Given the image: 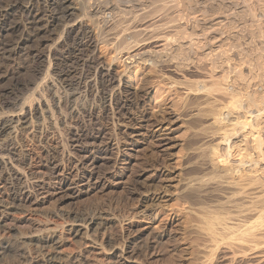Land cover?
<instances>
[{
    "label": "bare ground",
    "instance_id": "1",
    "mask_svg": "<svg viewBox=\"0 0 264 264\" xmlns=\"http://www.w3.org/2000/svg\"><path fill=\"white\" fill-rule=\"evenodd\" d=\"M12 1L13 3L4 4L0 0V34L5 32L17 36L15 37L17 42L13 46L11 45L12 49H9V58L11 55L16 57L19 53L25 51V55L29 57L28 59H33L34 64L37 62L47 67V70L44 71L48 75V78L46 77L48 80H45L46 82L41 84L38 90L37 94L40 97L38 98L41 101L36 104L31 103L28 108L22 107L21 112L20 110L18 112L13 111L11 114L3 112L6 116L2 115L1 117L0 115V180L12 190L11 207L0 203V256L6 253V246L11 242V240L10 242L7 240L9 238L13 239L14 237L11 238L13 235L20 237L21 248H18L20 246L16 247L15 251L18 254L14 260V256L11 257L12 263L9 264H154L158 251L154 253L152 249L154 250L163 240H171L173 228L179 224H177L179 221H175L176 219L173 223L170 222L173 228L167 227L163 233L161 232L162 234H160V230L159 236L157 233V236L147 235V237L143 230L138 227L137 219L140 218V215L137 211L136 214L135 212L123 213L114 210L115 213L112 214L106 211H98L99 208L95 211L91 210V213H83V210H73L74 208L70 209L72 207H70L69 202L85 199L84 197L90 195L93 191L105 188L103 186H105L104 182L107 180L115 183L122 179L126 172L125 169L131 164V152L123 149L122 140L119 142L117 138L115 139V136L116 129H118L116 125L118 126L119 122L125 124L123 126L128 132V126L131 123L134 125V123L142 121L146 117V112L140 110L144 95H148L143 94L145 83L141 85L139 81L141 86L136 85L129 71V68L131 66L134 68L135 65L139 68L140 66L141 68L142 66L147 67L153 75L159 74L158 76L167 83L170 89L175 90V88L178 89L177 87L184 89L185 92L183 91V93L185 95L182 93V96H186V93H198L199 96L203 94L200 99L205 97V100L201 103L198 96L200 102L198 104L195 97L197 95H194L195 98L192 97L193 100L191 99L192 101L197 100L196 104L195 102H188L187 99V102H185V98L189 97L188 95L184 98L180 96V100L176 97L180 102L184 99L185 104L191 103V107L196 105L194 109L190 108V111L189 104H187L188 107L182 108L183 102L181 104L175 98V102L178 101L175 105L181 104L179 106L182 108L181 111L178 110V113H176L175 111L178 108L174 105L171 108L170 103L167 102L169 100L162 99L166 93V96H168V92L171 95L172 90H170L171 93L164 90V95L159 92L162 96H159V94L157 96L158 98L162 97V100L160 99L162 108L158 109L161 114L159 111L160 115L158 113L156 115H158V118L162 116L163 121L167 120L172 124L173 122H170L171 117L173 113H176V117L183 119L181 122L184 121V124L186 122L184 127L187 124L188 128L191 127V131H188L189 137L197 138L196 141L200 140L198 137H203L207 138L210 143H217L216 146L222 157L221 168L234 169L228 170L227 174L217 181V185L220 184L219 187L224 186L227 192L229 191L226 193L230 205L221 208V211L206 209L210 211L200 216L201 220L199 219L200 224L197 223L198 225L194 226L190 222L194 226L191 230L196 238V241L194 237L192 238L195 242V245H193L195 248H192L208 251L205 257L202 255L203 257L197 258L198 260L195 259L198 262L194 260V263L215 264L217 261L221 263L220 258L218 259L221 255L224 257L223 261L231 262V264L232 262L234 264H264V17L261 16L263 11L258 6L259 1L258 3L256 1L247 3L246 0H95L93 3L90 2L92 0ZM140 7H145L142 11H146V16L149 13V16L146 17L148 19L151 14L152 17H155L153 14H156V17L159 18L160 14L158 13L160 12L161 20L155 19L158 22L162 21L161 27L167 26L168 29L166 27L165 30H160L157 27L158 29L150 30L153 26H157L155 24H158L154 22L156 20H150L154 19L151 17L149 19L150 22L152 21L150 26H148L149 21L147 19L148 24L144 27L146 29L150 27L149 30L147 29V31H150L148 32L150 36L147 38L142 37L141 34L143 33L140 30L141 33L134 34L135 39L133 42L135 43L128 42L126 47L121 42V38L116 36L119 39H115L113 34L116 35V31L123 28L121 19L123 18L124 21L125 16H133L134 18L130 17V19H134L133 22L135 23L143 21L141 17L145 15L141 14V17L135 15V11ZM233 9L235 12L229 14V11ZM225 13L229 14V17ZM15 18L19 20H15L7 26H2L10 19ZM87 20H90L91 23L86 22ZM237 23L243 25L242 29L237 30L240 25L238 24L235 30L234 24ZM174 24L177 26L175 31L169 26H174ZM126 25L124 23V26ZM57 27L60 28L59 32H57ZM128 27L129 30L132 28L130 25L125 28L128 30ZM144 28L141 29L144 30ZM124 31L122 30L123 33ZM109 32L113 33L110 34ZM132 33L131 31L130 34L132 35ZM148 33L147 35H149ZM243 33L249 35L251 39V42H248L250 44L249 49L242 50L241 48V51H237L242 45L239 44L240 42H247V37L244 38L246 40H243L241 36L240 40L242 41L238 43L240 46L235 44V47L238 46V48L234 49L237 50L230 53L232 48L230 45L234 47L233 44H230L232 41L229 42L230 38L233 39ZM109 34L114 36L113 39L110 37L112 42L115 39L114 44L111 43ZM245 34L244 36H247ZM57 36L58 39H56ZM69 36L74 37L76 51L78 52L73 58L79 61L86 71L81 70L78 72L77 69L60 71L54 67L53 62L58 61V50L62 45V40ZM120 37L124 39L123 35ZM233 40L235 43L239 41L237 39ZM6 42L8 41L6 40ZM248 43L247 45H249ZM123 46L122 50H126L125 53L121 51ZM167 49L171 51L168 53L166 52ZM101 50L112 53L117 50L116 55L120 51V55L121 53L126 54L125 60L121 61L126 63L125 69L121 71L123 68H119V70L121 69L119 71L118 68H115V62L117 59L120 61L122 55L119 59L115 53H110L111 56L107 57H113L109 60L101 54ZM84 52L87 55H84ZM175 59L181 62L175 61ZM182 60H187V64L184 65L186 61L183 63ZM35 65L37 66V64ZM15 72L16 69L13 68L8 75L13 77ZM136 72H138V69ZM152 74L151 76H149L150 74L147 75L153 78ZM134 75H136L135 72ZM147 75L142 76L146 78ZM1 77L2 75H0ZM70 77L76 79L74 84L77 88L74 89L76 92L74 91L69 95L73 98V100L69 99L73 107L71 106L72 109L66 110L65 106L69 103L66 98L68 92H66V97L62 96L60 88L70 89L71 85H67ZM151 78H148V80L150 81ZM152 80L154 81L155 78ZM159 81L157 79L154 83L157 84ZM147 82L146 84H148ZM149 83L153 85V83ZM146 87L148 88V85ZM157 89L159 91V88ZM174 90L173 92H175ZM154 92L156 96L157 91L154 90ZM175 95L173 94V96ZM152 96L153 94L150 95V97ZM123 97L128 101H123ZM50 99L54 104L51 103ZM82 100L94 104L100 102L101 105L99 108L95 106L98 108L97 111L94 105L82 107L80 105ZM155 100L157 102V98ZM155 100H153V104H149L154 106ZM147 101L149 102V99ZM69 110H71L70 113H67ZM57 111L61 117L56 116ZM85 113L91 119L93 118L92 123L96 120L94 125L96 131L95 128H91L92 125L84 132L81 130L80 123L76 128L68 125L70 118L77 119ZM47 115L51 116L53 127L62 132V145L60 144L61 148L56 152L54 150V154L51 152L56 147L51 149L47 145L44 146L46 148V158L42 166L44 170L28 172V170L21 167L25 162V158L22 159L20 153L16 154L18 151L16 146L17 137L20 131L28 130L32 126L34 119H46ZM101 115L112 117L113 128L109 129L106 125L99 123ZM199 118L201 123H195L194 125L193 123ZM61 120L64 127L62 129L59 128ZM162 120L160 122L156 120L161 128L154 131L153 135L150 134L151 141L155 139L154 141H158V144L160 140L163 142L174 140L171 138L174 136L170 137V134H172L169 133L170 127L167 129L169 132L164 130ZM195 126H198V128ZM37 127H35L36 130ZM43 129L42 127L40 132L42 136L47 131ZM45 129L47 128L45 127ZM121 131L119 130V132ZM185 131L187 132V128H185ZM122 134L124 135V133ZM129 134L131 138L129 139V136L125 138L128 139L127 142L131 140L130 142H132L134 148L138 147L140 141L144 140V133L141 131L135 130L129 132ZM146 135L148 136V134ZM43 139L44 136L41 140L43 141ZM125 146L128 145L125 143ZM188 189L193 191L195 188L189 186ZM149 191L145 192L148 193ZM156 196H152L151 200L157 198ZM146 198H149V195ZM66 203L69 204L70 208L68 209L70 210L66 209L68 206L65 207ZM202 209L205 210L204 207ZM190 213L193 214L191 211ZM18 221L24 223V230H21L24 225L18 227ZM112 226L116 227V229L112 228V231L113 229L117 230L116 238L109 235L111 231L108 232V229L111 230L110 227ZM143 235L147 238H143ZM21 239L23 240L21 241ZM14 241L16 240L14 239ZM173 243L176 244V242H172L171 246ZM174 247L175 245L171 248ZM162 248L165 247L162 246ZM163 249H160V251H163ZM171 251L175 250L171 249ZM198 252L194 254H198ZM194 254L190 253L193 257L188 254L189 258L199 257V255L194 257ZM178 256L179 258L181 256L182 259V253H179V251ZM190 262H193V260ZM227 262H224V264H229Z\"/></svg>",
    "mask_w": 264,
    "mask_h": 264
},
{
    "label": "rangeland",
    "instance_id": "2",
    "mask_svg": "<svg viewBox=\"0 0 264 264\" xmlns=\"http://www.w3.org/2000/svg\"><path fill=\"white\" fill-rule=\"evenodd\" d=\"M2 1L4 2V4H6V3H9V4L10 3H13L12 0H2ZM246 1H247V3H250L252 1L253 2L256 1L258 3V1H259V3H258L259 5L257 3L256 4L258 6H260L261 10L263 11L262 12L263 15H261V16H262V18L264 17V0H246ZM90 2L93 3V2H95V0H92ZM144 8L145 7H140L141 10L138 8L137 9L138 11L137 10L135 11V15H139V17L142 16L141 14L145 15V16H142L141 17V19H143V21L142 20L141 21L135 20V21H137L135 23V22H133L134 19H132V20L130 19L131 16H128V17L125 16L126 19H124V21H123V18L121 19V22H123V24L121 23L122 24L121 26L123 28L122 29H119L120 32L117 30L116 31V35H115V33L113 34L115 37L113 35H110L113 32H111V33L109 32L110 33L109 34L110 35L109 38L112 37V39H113V37H114L115 39H117L119 37V38H121L122 41L121 40L120 41L123 43V45L125 44L124 46L127 47L128 46L127 45L128 42L129 43L131 42V44L132 43H135L133 41L135 39V37H134L135 35L134 34H136V33H141V31H142V33H143V34H141L142 37L145 36L144 38H147L148 36H150V33H148L150 31H147V29L149 30L150 27L147 28V29L144 28V27H146L148 23H149L148 26H150V23H152V21H154L156 19L158 21L161 20V17L162 16H160L161 15L160 12L158 13V14H160L159 15V18L156 17V14H153L155 17H152V14H151L150 16L152 18H154V19H150L151 17H149V19L152 20L150 22V20L148 18H146V17L149 16V13L147 12L148 13V16H146L147 15L145 13L146 11L145 10L142 11V9H144ZM139 10H140V12H139ZM172 10H175V9H172ZM232 11H229V14L230 13L233 14L235 12V10L233 12ZM227 13H225V14L228 15V17H229V14H227ZM143 17L146 18V19H144ZM127 18L130 19V20H128ZM131 18H134V17L132 16ZM147 19H148L149 22L146 21ZM15 20H19V19L18 18L10 19L5 25H2V26L3 27L4 26H7L9 23L14 22ZM138 20H140V19H138ZM125 21L126 22L130 21V22L126 23ZM156 21H154V22L155 23H158L159 26H158V24H155L153 22L157 26H155V27L153 26L150 30L156 29L157 27H159L160 30H162V29L165 30V28L167 26H164V27L162 26L161 27V25L163 24L162 21L161 22H158V21L156 22ZM86 22L91 23L90 20H87ZM124 23H125V25L126 24L128 26L130 25L132 28L129 30V27H128V30H127L125 28L127 25L124 26ZM144 23H146V24H144ZM238 24H240V23L234 24V26L236 27V28L234 27L235 30L237 29V25ZM240 25H241V27H240ZM240 25L238 26V29L237 30H239L240 28L242 29L243 25L242 24H240ZM169 26L171 27L172 30L174 29L173 31H175L176 28H177L176 24H174V26L173 25H169ZM124 28H125V31L127 30L126 32L124 31ZM134 28H136L135 29V32H134ZM141 28H144L145 31L143 29H141ZM56 29H57V32L60 31V28L59 27H57ZM166 29H168V27ZM122 30L126 34L125 36H124V33L122 32ZM138 30L139 31L141 30V31L139 32ZM131 31L133 32L132 35L130 34ZM127 32L130 35H128ZM145 32H146V34H144ZM120 33H123V34H120ZM147 33L149 35H147ZM7 34H9V33L3 32L2 34H0V39H1V43H0L1 44L0 45V75H2V77L0 78V107L2 105H3L2 108L5 107L3 109L0 108V115H1V117H2V115H4L3 112H5V114L6 113L7 114H11L13 111L14 112H18L19 110L21 112L22 107L23 108H28V107H30L31 103L36 104L38 101H41L39 99L40 98L39 97V94H37V93H38L39 88L41 87L40 85L43 84V83H45L48 80V79H46V77L48 78V75L45 72L47 70V67L46 66L44 67V66L38 64L37 62L35 63V64H37V66H36L34 64V62H32L33 59L30 60L31 58L28 59L29 57H27L25 55V51H24V53H23V51L21 53H19L16 56L17 58L14 57V56H12V55L10 56V58L12 57L13 59L11 58L12 59L11 60L9 58V55H10L9 54V52H10L9 49H12V46L15 44V42H17V40L15 38L17 36H16V34H15V36H13L10 33L9 35L12 36V37H10ZM244 34L245 33H243L242 35H239V36H235L236 38L235 37L234 38L232 37L233 39L239 40V41H236L237 43L233 42L234 40L230 38L229 42L232 41L230 44H233L234 45V47L232 45H230L232 48L229 46L232 49V50L230 49V53H232L234 50H237V49H234V48H238V46L235 47V44L236 45H239V44L241 45L242 44L241 46L239 45L240 47H239V49L237 51H241L240 50L241 48H242V50L249 49V46H250L249 43L251 42V39H250L249 35L245 34L247 36H244ZM119 35L120 36L123 35L124 39L122 37H120ZM127 35L129 37L130 36H132V37H130V39H129V37ZM225 35H227V34H225ZM116 36H118V37H116ZM241 36H242L243 40H246L244 38L247 37V42L246 41L244 42V41L240 40L241 39ZM238 37H239V39H238ZM56 39H58V36L56 37ZM73 39H74L73 36H69V37H65L62 40V45H61L60 49L58 50V61L53 62L54 67H56L60 71L76 70L77 69L76 71L80 72L81 70H84L83 67L81 66V63L79 61H77V60H74V58H73L74 55H76L78 53L76 51V42H74L75 39L74 40ZM112 39H111V43L114 44L115 43V39H114L113 42H112ZM6 40L8 42H6ZM10 41H12V42H10ZM240 41H242L244 43H242ZM4 42H6L7 44L4 43ZM255 42L256 43H259L258 41H255ZM247 43L249 45H247ZM4 44H6V45H4ZM124 46L121 47V51H123V53H125V51H126L124 49L122 50V48H124ZM246 46H248V47L246 48ZM167 48H169V47H167ZM117 50H116V52L119 51V50L118 51ZM167 50H166V52H168V53H169V51H171V50H168V51ZM114 51H113V53L107 51L108 54H109L108 55L105 50H101V54L105 58L111 60L113 56L112 57H107V56H111L110 53H112V54L115 53V55H116V52H114ZM120 52L117 53L116 57H119V59H120V57L122 55V58L120 59V61L117 59V61L115 62V68L116 69L118 68V70H119V68H123L122 70L120 69L121 71H123L125 69V67H126V63L125 62H121V61H124L127 56H126V54L123 55V53H121V55H120ZM83 54L84 55H87L86 52H84ZM118 54H119V56H118ZM19 56H21V57H19ZM14 58H15V60H14ZM176 60L177 59H175V61ZM177 61H180V60H177ZM185 61L182 60L183 63L185 62L184 65L187 64V60H185ZM126 62H128V60H126ZM190 62L191 61L189 60V63ZM122 63L124 64V66H123ZM39 66H41V67H39ZM12 67L16 69L15 75L13 77H12V75H10V76L8 75L9 73H11V70L13 69ZM137 67H135V65H134V68H135L134 69L133 66H131V68H129V71H130V74L132 75L133 82L135 81L134 83L136 85L139 84V81L141 82L140 83L141 85L143 83H145V87L143 88V90L145 92L143 91V94L145 93V94H148V95H144V97H143L144 99H143V102H142V105L143 106L141 105V108L142 109L140 108V110L141 111L144 110L143 111L144 113L146 112L145 113L146 117H145L144 120L138 121L137 123H134V125L131 123L132 125L130 124L131 126L130 125H129L130 127L128 126V132H127V130H125V128H124L125 126H123L125 124H122V122H119V124H118V122H116V124H118V126L116 125V128H118V129H116V136H115V139L117 138L119 140V142H121V140H122V142H121L122 143V146L124 144L123 149H126L127 151L131 152L130 153L131 154V164H129L128 167L125 169L126 172L122 176V179H120L121 181L120 180H119L120 182L117 181L118 184H117V182L114 183V182H112L110 180H107L106 182H104V185L105 186H103V187H105V188H102L101 187L102 189L99 188L97 191L96 190H95V192L93 191L90 195L84 197L85 199L82 198L81 200L72 201L71 203L69 202L70 207H72V208H70L69 207V204H67V203H66L65 207L68 205L66 207V209H68V208H70V209H73L74 208L73 210L79 209L80 211L83 210L82 211L83 213H86V212L87 213H91L92 211L98 210V208H99L98 211H100V210L101 211H106V212L112 213V214L115 213L116 210L121 211L123 213H134L135 212L137 214V212H139L138 214L140 215V218L137 219L138 220L137 221V224L139 223L138 224V227H140L143 230V232H144V234L146 236L147 235H149V236L150 235L151 236H153V235L154 236H157L156 235L157 233H158V236H159L160 234L163 233V231L167 227H169V228L172 227L171 226L172 224L170 222L173 223V221L176 219L175 221L176 222L179 221V222H177V224L178 223L179 224L175 228L172 227L174 229L173 235H172L174 238L173 237H172L173 239L170 238L171 240H169V241L168 240H163L162 243H159L156 246V248H154V250L152 249V252H154V253H156L155 251H158L156 253V257L157 258L155 259L154 264H156L157 262H158L157 264H165V263H171V264H176V263H178V264H182V263L183 264H190V263H193V264H195L196 262H198L197 261L198 260L197 258L203 257L202 255H204V257H205V255H207L208 251H202L204 249H202L200 251L197 248L199 250V252L202 253L200 255V253L198 252V250L192 248V247L195 248V246H193V245H195L194 239L196 241V238H195V234L192 233L191 228L194 227L195 225L200 224V220H201L200 216H202L204 213H209L210 210L211 211L212 210L214 211L215 209L221 211V208L228 207L230 205L228 203V199H227V197H228L227 193L229 191L227 192V189L224 186H223L224 188L223 187L222 188L219 187L220 184L217 185V183H218L217 181L218 180H221L220 177L225 176L227 174L228 170H234V169H227L226 170V169L221 168L220 165L222 163V157H221V152L219 151V149L216 146L217 145L216 142L210 143L207 138H203V137H198V138H200V140L196 141L197 138L195 139V138L189 137V132L188 131H191V129H190L191 127L188 128V124H187L186 127H184L185 124H186V122L184 124V121L181 122V120H183L181 117L180 118L176 117V113H178L177 111L178 110L181 111L182 108L188 107L187 104L190 105L188 107L189 109L190 108H193L194 109V107H196V105L194 107H191V103L185 104L184 101L187 99L188 102L191 101V102H195V104H196V102L198 100L197 97L199 96V94L198 93H194V94L192 93L193 94L192 95V94H187L186 93V96L188 95L190 98L187 97V98H185V100L182 99V101L180 102L179 101L180 100L179 99L180 96L183 97V98L186 97V96H182L181 95L183 93L184 89L180 88L182 92L180 91L179 87H177L178 89L175 88V90L173 88L170 89V87L167 85V83L164 80H161V78L158 76L159 74H157V75L154 74L153 75L151 73V71H149V69L147 67H143V66H142V68H141V66H140V68L139 67L137 68ZM17 68H19L18 69L19 71L17 70ZM130 69L132 70V72H131ZM137 69H138V72H136ZM4 71H5V73H4ZM84 71H86V70H84ZM147 71H149L150 73L149 72L146 73ZM134 72H135L136 75H134ZM147 74H150L149 76H151V74H152V77L154 76L153 78H155V80L153 81L152 80L153 78L149 77ZM142 75L144 77L147 75L148 78H151L150 81L148 80L147 77L144 78ZM155 76H158L159 78L158 77H155ZM7 77H9V78H7ZM51 77H53V76H51ZM49 78H50V76H49ZM156 78L158 79V81L161 80V81H159L160 83L159 82L158 83L156 82L157 84L154 83L157 80ZM70 79L68 80L67 85H71V87H69L70 88L69 90L67 88L68 91L66 89H64V88H62V89L60 88V92L62 93V96H65L66 95V92H68V95H66L68 97L65 96L68 101H69V99L73 100V98L72 97H69V95L72 94L74 91L76 92V90H74V89L77 88V87H75L76 85L74 84L75 81H76V79H74V77H70ZM146 80L149 81V82H151V83H153V85L152 84L150 85V83L147 82ZM145 81L148 84H146ZM159 84L161 86H158ZM147 85H148V88L146 87ZM155 86H156V88H155ZM157 88H159V91H158ZM167 88H168V90H167ZM154 90L157 91L156 92V96L154 95L155 94ZM164 90L166 92L172 90V93L174 95L176 93L177 96L176 95L173 96V94L170 91L171 95H169V92H168V96H166L167 93L165 92L166 93L165 94V97L163 96V98L162 97L158 98L157 95L159 94V92L162 93V95H164ZM173 90L175 92H173ZM63 91H65V92H63ZM146 91H148L149 93L148 92L146 93ZM152 94H153V96L150 97V95H152ZM162 95L159 94V96H162ZM183 95H185V94L183 93ZM194 95H197V96H195L196 99H197L196 101H195V99H194V101H192L193 100L192 97H194ZM200 96L202 97L203 94H201ZM200 96H199V100H201L200 102L202 103V101L205 100V97H203L204 99L203 98L200 99ZM176 97H178L179 100ZM156 98H157V102L159 101L158 103L155 100ZM161 98L162 99L169 100L167 102L170 103L169 105H170L171 108H172V105L176 106L177 104L175 105V103H177L178 101L181 104L183 102V105L185 104L183 106V105H181V104L178 103L179 105H181L182 108L179 105L176 106L178 109L177 110L175 109L176 111L174 110L176 113L175 114L173 113V116L171 117V119L173 121L171 120L170 122H173L172 124L169 123V122H167V120L163 121L162 120V116L161 117L159 116V118H160L159 119L158 118V115H156V113H158L160 111L158 109H161L162 108L161 107V104H160L162 102L161 101L162 100ZM170 98H172V99L170 100ZM175 98L178 100L177 102H175L176 101ZM32 99H33V101H32ZM123 99H124L123 101H128V99H125V97H123ZM148 99H149V102L147 101ZM24 100H26V101H24ZM27 100H28V102H27ZM153 100H155L154 101V106L153 105H150L151 103L153 104ZM187 100L185 102H187ZM199 100H198L197 104L200 103ZM22 101H24V102H22ZM51 103L54 104V102H52V100H51ZM69 103H70V105H69ZM69 103H67L66 106H65L66 107L65 108L66 110L72 109L71 108L72 103L70 101H69ZM83 103H85V104H83ZM8 104H9V106H8ZM23 104H24V106H23ZM25 104H27V105L25 106ZM95 104L93 102L91 103V102H89L87 100H82V102H81L80 105L82 107H88L90 105H94V107L97 106L98 108L101 105L100 102H95ZM159 104H160V108L158 107ZM68 107H70V108H68ZM97 107H95V108L98 111V108ZM143 107H144V109H143ZM1 110H4V111H1ZM70 111L71 110L67 111V113H70ZM190 111H191V109H190ZM160 114H161V111H160ZM86 115H87L86 113L85 114H82V116L81 117L79 116V118L77 117V119L76 118L75 119L74 118H70L68 125L70 127L72 126V128H76V127H78V123H80V125L82 126V129L81 130L83 132L86 131L89 126L92 125L93 127L91 126V128H95V131H96V127L94 126L96 124V120H94V122L92 123V121H93L92 119L93 118L91 119V117L88 116V115L86 117ZM4 116H6V115H4ZM56 116L61 117L60 114H59V112L56 113ZM110 117L111 116H107L106 117V116L101 115L100 118H99V120H100L99 123L101 122L103 125H106L107 128H109V129L113 128V125H114L113 123L114 122L112 120V117L111 118ZM153 117H156V118H153ZM71 119H74V120H71ZM154 119L158 120L159 122H160V120L163 121V125L162 126L164 127V130L166 132H169V130H167V129H169L168 127H170L171 130H170L169 133H172V134H170V137L171 136H174V137H171V138L174 139V140H172V142L171 141L170 142L165 141L166 142L165 143L162 140H160L159 141V144H158V141H154L155 139L153 141H151L152 140L151 135H153V132L156 131V130H158L159 128H161V126L158 125V121H156ZM174 120H176V121H174ZM115 121H116V119H115ZM154 121H156L157 123L154 122ZM52 122L53 121H52V118H51L50 115H47L46 119H43V118L42 119H37V120L34 119V122L32 123V126H31L32 128L30 127L28 130L20 131V133H19V135L17 137L18 139L16 141V146L18 147V151L20 150L21 152H18L17 151L18 153L16 152V154L18 155L20 153L21 156H22L21 158L22 159L25 158L24 159L25 162L23 164L24 166L21 165V167H23L25 170H28V172H36L37 170H44L42 168V166L44 165L45 158H46V148H44V146L47 145L51 149H53V148L56 147L51 152L52 154H54L56 152V150H58L59 148H61V145H62V137H63L62 136V132L61 131H57L53 127L54 125H53ZM149 122H152V123H149ZM195 123L196 124L197 123L200 124L201 123L200 118H199V120L196 119V121L193 124L195 125ZM72 124H75V125L73 126ZM165 124H166V126H165ZM182 124H183V126H181ZM34 126L35 127L38 126L37 127V130H36V128ZM41 126L44 128L43 130H47L48 131V132L45 131V133L43 135L44 136L43 141L41 140L43 138V136L40 134V132L42 131L41 130L42 129ZM45 127L47 129H45ZM163 127H162V129H163ZM33 128H35V129H33ZM59 128L60 129L64 128L62 126V120L59 122ZM185 128H187V132L188 133L185 131ZM196 128H198V126ZM29 130H30V132H29ZM119 130L120 131L122 130V131L119 132ZM135 130L136 131H139V132L141 131L142 133H144V137H143L144 140L143 141H140V145L138 147H136V148H134L132 146V142H130L131 140H129V142H127L128 141V139H127L128 137L127 136L130 135L129 132H132V131H135ZM118 133H119V135H118ZM122 133H124L125 136ZM145 133L148 134V136ZM32 134H34L35 136L32 135ZM118 136H122V137H118ZM125 137H127V138H125ZM145 137H146V139H145ZM119 138H121V139H119ZM130 138L131 137L129 136V139ZM145 140H147V141H145ZM40 141H42V143H40ZM125 143L128 146H125ZM173 143H175V144L173 145ZM157 144L160 145V146H158ZM167 149H169V150H167ZM54 150H55V152H54ZM109 170H112V169H109ZM152 177L155 178V179H153ZM115 184H117V185H115ZM189 186H190V188L192 187V188H195V189L193 191H191L190 189H188ZM146 189L147 190H150V191L148 193H146L145 192V191H147ZM143 191L145 193H141ZM11 194H12L11 188L0 180V203H1V205H5L6 206V204H7V205H9L11 207V205H12V200H11L12 197H11ZM148 195H149V198H146ZM155 195H157L156 196L157 198H154V199L151 200V198H153L152 196L155 197ZM2 203H4V204H2ZM191 204H193V205H191ZM189 205L192 206V207L193 206H195V207L192 208ZM137 206H139V207L136 209ZM188 207H189V209H188ZM201 207L202 208L204 207L205 210L208 209V208L210 210H206L205 211ZM190 208L194 209V211H192V209L190 210ZM63 209H65V208L63 207ZM70 209H68V210H70ZM198 210H201V211L199 212ZM190 211L193 214H191ZM195 211L196 212H199L200 214L199 213H196ZM202 211H205V212H202ZM144 214H145V216H144ZM194 214L196 216H198L199 218H197ZM137 217H139V216H137ZM141 217H143L144 219L142 218V220H140ZM139 220H140V222H139ZM186 222H188V223H186ZM190 222L194 226H192V224ZM189 223H190L191 226L189 225ZM17 224H19L18 227H22L24 225V223H21L19 221H18ZM182 225H184V226L186 225V226L184 227ZM24 227H25V225L21 228V230H24ZM179 227H180V230H179ZM187 227H188V229H187ZM112 228L116 229L115 226L114 227L113 226L110 227L111 230L108 229V232L111 231V232H109V235H111V236L113 235V237L116 238V236H117V234H116L117 233V230H114L113 229V231H112ZM175 229L176 230L178 229L180 232L178 230H177L178 231L177 232ZM186 229L188 231H190V232H188ZM155 230H156V232H155ZM185 230H186V233L184 234ZM159 231H160V234H159ZM187 232H188V234H187ZM146 233H148V234H146ZM145 235H143V238H147L148 237V236L145 237ZM193 237H194V239L192 240ZM11 238H13V239H10L9 238L7 240L9 242L11 240V242L8 243V245L10 246V248L7 245L6 246L7 247L6 253H4V255H1L2 257L0 256V264H9V263H12V258L11 257L14 256L13 257V260H14L16 258V255L18 254V252L15 251L16 247L20 246L18 248L19 249L21 248L20 237L18 238L17 236H13L12 235ZM14 239L16 241H14ZM22 240L23 239H21V241ZM77 240L79 241V239H77ZM174 240H176V241H174ZM192 241H193L194 244L192 243ZM172 242H176V244L177 243L178 244L176 245V244L173 243V245L171 246ZM166 243L167 244L168 243L170 244V245L168 244L169 247H168V245ZM161 244H165V245H161ZM174 245H175V247L174 248H171ZM162 246L165 247V248L163 249ZM160 249H163V251L162 250L160 251ZM171 249L172 250H175V251H171ZM195 250H196V252H195ZM13 251H15V252H13ZM178 251H179V253H182V259H181V256L179 258ZM181 251H183V252H181ZM197 252H198V254H194V253H197ZM190 253L191 254L193 253L194 254V257L196 255L197 256L199 255V257L189 258ZM162 254L165 255V256H163ZM8 256H9V258H8ZM176 256L179 259H177ZM190 256L193 257V255H190ZM5 257H6V259H5ZM7 258H8V260H7ZM195 259H197V260H195ZM218 259L221 260V263L222 264H224V262L225 263L227 262L225 260L223 261L224 257L221 256V255L218 257ZM156 260H158V261H156ZM171 260L174 261V263H172ZM192 260H193V262H190ZM194 260L196 261L195 263H194ZM6 261H8V263H6ZM166 261H169V262H166ZM221 263L219 261L215 262V264H221ZM227 263H229V262H227ZM229 264H231V262ZM232 264H234V262H232Z\"/></svg>",
    "mask_w": 264,
    "mask_h": 264
}]
</instances>
